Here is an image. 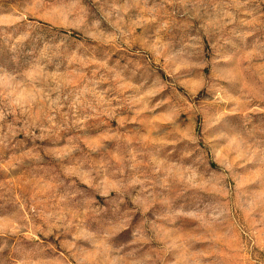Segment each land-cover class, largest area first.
Here are the masks:
<instances>
[{"label": "rangeland", "instance_id": "obj_1", "mask_svg": "<svg viewBox=\"0 0 264 264\" xmlns=\"http://www.w3.org/2000/svg\"><path fill=\"white\" fill-rule=\"evenodd\" d=\"M0 264H264V0H0Z\"/></svg>", "mask_w": 264, "mask_h": 264}]
</instances>
